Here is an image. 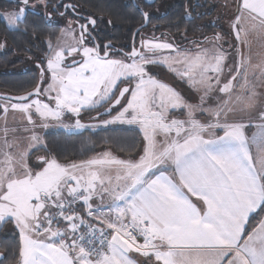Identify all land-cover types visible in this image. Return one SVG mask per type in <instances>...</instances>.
I'll return each mask as SVG.
<instances>
[{"label": "snow or ice", "instance_id": "obj_1", "mask_svg": "<svg viewBox=\"0 0 264 264\" xmlns=\"http://www.w3.org/2000/svg\"><path fill=\"white\" fill-rule=\"evenodd\" d=\"M13 2L21 6L0 12V20L18 30L35 5ZM40 3L47 8L48 0ZM238 12L232 25L237 42L250 53L249 36L255 34L264 48V0H241ZM149 16L143 12L145 21ZM81 18L85 23L78 24V35L70 22L55 45L49 39L46 68L41 66L40 82L31 92L0 96L6 101L0 103L5 117L0 223L11 220L18 229L16 264H140L132 252L153 264H264V53L254 64L238 48L231 78L221 85L225 55L218 49L181 53L173 43L153 36L143 39L140 49L112 58L110 43L103 46V55L99 45L87 46L95 39L97 20ZM219 39L217 34L205 41ZM156 64L177 71L203 91L200 103H188L150 74L148 66ZM45 77H50L47 87ZM217 90L226 98L205 108ZM124 99L127 103L103 124H138L143 133L138 159H118L107 152L79 162L42 156L41 170L29 166L30 150L42 144L35 132L37 119L47 128V122H59L66 113L79 117L112 101L97 113L99 118ZM176 109L184 111L183 119L169 118ZM9 111L24 114L33 126L26 129L32 135L23 150L17 129L7 126ZM205 114L208 120L197 118ZM64 127L96 126L77 118ZM78 202L86 213L76 210ZM254 217H259L255 224ZM61 222L67 226L62 228Z\"/></svg>", "mask_w": 264, "mask_h": 264}, {"label": "trees", "instance_id": "obj_2", "mask_svg": "<svg viewBox=\"0 0 264 264\" xmlns=\"http://www.w3.org/2000/svg\"><path fill=\"white\" fill-rule=\"evenodd\" d=\"M0 3H3L2 0H0ZM86 4L85 7L97 10L105 15L102 20L104 27L108 26L107 20H110L112 26L120 25L119 30L127 32L126 29L135 28L141 22V17L135 9L132 14L127 12L123 0H86ZM217 5L216 0H161L160 11L150 14V24L156 25L158 30H165L163 33L167 32L172 36L178 35V42L174 40L178 48L188 44L201 43L206 38L205 34L216 29L211 21L216 14ZM30 18L32 16L29 15L27 21H30ZM34 22L36 21L34 20ZM131 28L129 31H131ZM34 31L35 28L32 27L27 32L20 34L21 36L9 34L8 41L17 45L21 40L22 53H26V48H33V45H35L32 38ZM182 31H184V34H182ZM12 56L13 53L7 54L6 63ZM2 62L3 60H0V70L3 68ZM9 66L7 64L6 67ZM34 84L35 79L30 74L19 76L0 73V89L4 92L12 94L25 93ZM104 105L96 109L84 110L79 118L86 121L94 120V115L100 112ZM120 108L121 106H118L111 114L116 113ZM170 115H177V113L171 112ZM42 137L44 145L35 150L32 155L40 153L44 156H55L61 162L87 160L94 153L106 148L113 149L119 156L134 157L137 152H140L143 145L142 132L139 128L121 125L78 132L48 131ZM258 219L259 217H254L252 223L255 224ZM18 241L19 232L13 222L8 220L0 223V252L4 253L3 258L0 259V264H16L18 257L15 253L18 251Z\"/></svg>", "mask_w": 264, "mask_h": 264}, {"label": "flooded vegetation", "instance_id": "obj_3", "mask_svg": "<svg viewBox=\"0 0 264 264\" xmlns=\"http://www.w3.org/2000/svg\"><path fill=\"white\" fill-rule=\"evenodd\" d=\"M2 2L3 3H0V12L15 10L21 6L15 2H7L5 0H2ZM123 3L128 13L132 14L133 10L135 9L141 17L140 24L135 28L130 27L131 31H129L130 28L126 29L125 31L127 32H124V30H119L120 25L112 26L110 20H107L108 26L104 27L102 20L105 15L97 10H92L85 7L87 5L86 0H48V6L46 9L40 3V0H30L29 4L35 5V8H29L27 10L26 16L20 23L18 30H10L8 27H6V22L0 20L2 26L0 28V45H3V47H0V60H3V68L0 70V73L4 75L14 74L19 76L30 74L35 79V84L30 90L34 89L41 79V66L45 67L46 56L49 53V39L51 40L52 44L57 41V37H59L61 34V29L68 27V25L65 24V21L69 20L72 23V27L76 28L78 27V24L85 23V20L81 17L87 16H92L97 20V25L95 29L92 30V36L95 39L91 40L87 46L94 47L99 45L101 48V55H103V52L105 51L103 47L105 44L110 43L112 45L111 49H107L110 51V53L113 55L122 56L125 53L131 52L133 47L140 49L141 45L139 43H141L143 39H150L153 36L173 43L174 46L178 48V45L174 43V40L178 42V35L172 36V34H168L167 32L163 33V31H165L163 29L158 30L156 25L150 24V16L147 24L134 33L135 30L144 23L143 12L152 14L160 11L161 0H153L152 2L151 0H123ZM221 3V7L219 9L217 8L220 16L215 18L214 15L211 21L212 25L216 26V29L205 34V36L209 39H212L217 34H219L220 39L219 41L215 42L214 45L223 50L225 48L226 39L230 40L231 38V31L228 28H225V22L229 16H231V13L226 11L224 8V3ZM68 4L75 5V11H73L72 8L66 9L65 5ZM53 5H58V8L54 9ZM233 6H235L233 11L237 12V4L235 1ZM60 13H64V15H61ZM48 14L51 16L50 19H46ZM29 15L32 16V18H30L31 22L27 21ZM34 20L36 22H34ZM215 21H217V23H215ZM32 27L35 28L34 34L32 35L35 45H33V48H26V53H22V48L20 46L22 42L20 38V41L17 43V45L9 43V34L21 36L20 34L27 32L29 29H32ZM25 28L27 31H24ZM182 34H184V31H182ZM182 42H184V40H182ZM203 42H205V40ZM189 45L190 44L178 49L183 50ZM8 53H13V56L8 61V63H6V57ZM7 64L10 66L6 67ZM48 83L49 81H46L45 77L44 87H46ZM118 91L119 90L117 89L116 95L118 94ZM0 92L4 91L0 89ZM105 108H102L100 112ZM94 117L97 118V113L94 115Z\"/></svg>", "mask_w": 264, "mask_h": 264}, {"label": "rangeland", "instance_id": "obj_4", "mask_svg": "<svg viewBox=\"0 0 264 264\" xmlns=\"http://www.w3.org/2000/svg\"><path fill=\"white\" fill-rule=\"evenodd\" d=\"M212 1H214V0H212ZM216 1H217V4H218L217 5L218 9L221 7V4H222L221 2H223L224 5H225L224 8L226 9V11H229L231 13L230 14L231 16H229V18L225 22V25H226L225 28H228L231 31V33L233 34V36H234V38L236 40V34H235V32L233 30V27H232L233 22L235 20V17L238 15V12L233 11L234 7H235V6H233L234 5V1L236 2V0H216ZM218 9H217L216 14L214 16L215 18L220 16V13H218ZM69 23H70L69 20L65 21V24L69 25ZM71 25H72V23H71ZM74 29L76 30V33L79 34L78 27H76ZM60 36H61V34H60ZM210 40H211V38H210ZM230 40H231V38H230ZM249 41H250L251 51L249 53V49L247 47H245V49L247 50V54H246V52H245V54L246 55L250 54L252 63L255 64V61L259 62L260 54L264 53V48L261 47V41H259L256 38L255 34L249 36ZM56 43H57V41H55V43H53V45H55ZM236 43H237V46H240V47L242 46L238 42H236ZM214 44H209L206 41L203 42V43H193V44L187 46L185 49H183V50L179 49V50H180L181 53L191 52L193 54H195V52L197 51L198 48H211L213 50H217L218 49L219 51H221L225 55V63H224V67H223V72L221 73V85H222L223 83L227 82L228 79L231 78V74L232 73L230 72V70L234 69V66L237 63L238 54L236 55L237 56L236 57L234 55V53H233V54H231L232 58L228 59V56H226V54L221 50V48L217 47ZM48 55H49V53L47 54V56ZM164 55H173L174 56V55H176V53L175 52H173V53L165 52ZM47 56H46V61H45V68H46V63H47ZM233 57H234V59H233ZM74 58L76 60L77 59H81L80 56H75ZM112 58H121V55H113ZM229 60H230V65L226 66L227 63H228L227 61H229ZM233 61H235V62H233ZM71 62H72V58H68L67 59V63L69 64ZM128 62H130V61H128ZM148 70L150 71V74L155 76L158 80H160L163 83L168 84L170 87L175 89L178 93H180L181 96L188 103H191V104H199L200 103V97L203 95V91H197L196 89L191 87L189 82H188V80L187 79H181V76L178 74L177 71H172L171 69H169V67H167L165 65H160V64L149 65L148 66ZM46 81L50 82V77H46ZM127 84H128V81H125L124 83H121L119 85L118 90L121 87H123V86H125ZM116 93H117V90H116ZM127 95H130V94H127ZM114 98L115 97H113V99ZM224 98H226V97H224L222 94H219L218 90H217L216 93L214 95H212L210 100H206V102L204 104V107L207 108V107H209L211 105H214L219 99H224ZM110 102L111 101H109L107 104H105L104 108L108 107ZM0 103H6V101L0 100ZM126 103H127V100L124 99L122 101V104L119 105V106H121V108H122V106L124 104H126ZM121 108H120V110H121ZM119 111H117L114 114H110L108 116H105V117H102V118H99V119L94 117V120H91V121H86L85 119H81L79 117H76V116H74L71 113H66L64 115V117H62V120L59 121V122L58 121H49V122H47L48 125H49L47 128H44L42 126L41 122L37 118L34 117V119H37V125H38L35 128V132H36L37 135H39L41 137L42 144L41 145H37L36 147H34L33 149L30 150V155L28 156L29 166L33 169V171H39V170H41L44 167L43 162L39 159V157H42L44 155L40 154V153L32 155V153H34L35 150H37L38 148H41L44 145L43 137H42L43 134L45 132L55 131V130H63V131H66V132H78V131H81V130H75L74 128H71V127H69V128H65L64 127V125H74L75 124V120L77 118L80 119L81 123H84V124L90 125V126H96V127H89L88 128L89 130H96V129L106 128V127H110V126H117V125L126 126V127H137L140 130V127H139L138 124H127V123H121V122H116V123L108 124V125H104L103 124V121L111 120V118L113 116H115ZM171 112H176L177 115H173V116L170 115V117H169L170 119L171 118H177V119H183L184 118V111L183 110H180V109L170 110V113ZM252 115L255 116L256 112H253ZM197 118L201 119L202 121L208 120L207 114L198 115ZM245 122H247V119H245ZM4 126H5V117H4L3 111L0 110V140L3 139ZM7 126L9 127V129H17V131L15 133V136H16V138L18 139V141L21 144V150H23V148H26L28 143L30 142L29 137L32 135V131H27L26 127L32 129L33 126L28 124L24 114L19 113V112L9 111V113L7 115ZM23 127H24V129H22ZM142 137H143V133H142ZM10 138H11V136H10ZM160 139H162V137H158V140H160ZM142 148H143V145H142ZM105 152L110 153L112 157L119 156L113 149L106 148V149H103V150H100V151L94 153L90 158L100 157ZM140 152L142 153V149L140 150ZM134 157L135 158H139L136 155ZM70 162H73V161H70ZM14 226H15V224H14Z\"/></svg>", "mask_w": 264, "mask_h": 264}, {"label": "crops", "instance_id": "obj_5", "mask_svg": "<svg viewBox=\"0 0 264 264\" xmlns=\"http://www.w3.org/2000/svg\"><path fill=\"white\" fill-rule=\"evenodd\" d=\"M241 2V0H236V4H237V12H238V6H239V3ZM238 14H239V12H238ZM230 36H231V40H229V39H227L226 40V44H225V48L222 50L225 54H226V56H228V59H230V58H232V55L231 54H233L234 53V55L236 56L237 55V48H242V50L244 51V52H246V54H247V50L245 49V47L244 46H237V41L235 40V38H234V36H233V34L231 33L230 34ZM233 42V43H232ZM260 52V51H259ZM237 57V56H236ZM233 59H234V57H233ZM236 61V60H235ZM235 61H233V62H235ZM228 63H227V65L226 66H228V65H230V60L229 61H227ZM256 62H258V61H255V63ZM225 66V67H226ZM22 129H24V127L22 128ZM26 129H30V128H28V127H26ZM256 129L253 127L252 129H250L249 130V135H251V133L252 132H254ZM219 134H222V133H219ZM115 158H118V159H131V158H133V157H128V156H114ZM91 159V158H90ZM136 159H138V158H136ZM88 160V159H87ZM169 172H171V169H169ZM158 174V173H157ZM112 175H113V177L115 176V172H113L112 173ZM192 200H193V202H197L196 201V198L195 197H192ZM97 203H98V201H97ZM74 207L76 208V210L78 211V212H81V213H86V209H85V207L82 205V203H80V202H78L76 205H74ZM264 215V214H263ZM14 224V223H13ZM60 226L61 227H66L67 225L66 224H64L63 222H61V224H60ZM54 227H55V224H54ZM16 228V227H15ZM18 230V229H17ZM141 243H142V239H141V241H140ZM135 260H137L138 262H140V264H153V262L152 261H147V258H145V257H143L142 255H140V254H138V253H135V252H132L131 254H130ZM153 260H154V258H153Z\"/></svg>", "mask_w": 264, "mask_h": 264}, {"label": "water", "instance_id": "obj_6", "mask_svg": "<svg viewBox=\"0 0 264 264\" xmlns=\"http://www.w3.org/2000/svg\"><path fill=\"white\" fill-rule=\"evenodd\" d=\"M5 1H7V2H13V0H5ZM30 1V0H29ZM149 1V0H148ZM153 0H151V2H152ZM147 22H148V20L147 21H145V19H144V23L141 25V26H139L136 30H135V32L134 33H136L139 29H141V27H143V26H145L146 24H147ZM140 45H141V43H139ZM69 64H71V63H69ZM39 83V82H38ZM123 87H125V86H123ZM123 87H121V88H123ZM33 90V89H32ZM32 90H30V91H27V92H25V93H28V92H31ZM25 93H21V94H11V93H8V92H0V96H12V97H16V96H20V95H24ZM119 95V92H118V94H117V96ZM115 99V98H114ZM113 99V100H114ZM112 103V101L110 102V104ZM110 104H109V106H110ZM109 106L107 107V108H109ZM119 105H117L116 107H118ZM115 107V108H116ZM107 108H105L103 111H101L100 113H103V112H105V110L107 109ZM114 108V109H115ZM112 112V111H111ZM102 116H107V115H101V116H99V117H102ZM1 253V252H0ZM3 258V256L2 257H0V259H2Z\"/></svg>", "mask_w": 264, "mask_h": 264}]
</instances>
